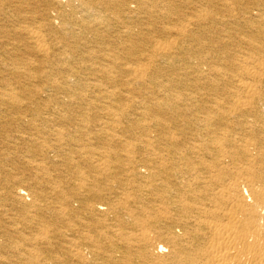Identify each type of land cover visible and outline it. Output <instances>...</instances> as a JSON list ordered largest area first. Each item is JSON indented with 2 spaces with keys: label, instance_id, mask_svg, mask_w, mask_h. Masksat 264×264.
<instances>
[{
  "label": "bare ground",
  "instance_id": "1",
  "mask_svg": "<svg viewBox=\"0 0 264 264\" xmlns=\"http://www.w3.org/2000/svg\"><path fill=\"white\" fill-rule=\"evenodd\" d=\"M0 264H264V0H0Z\"/></svg>",
  "mask_w": 264,
  "mask_h": 264
}]
</instances>
